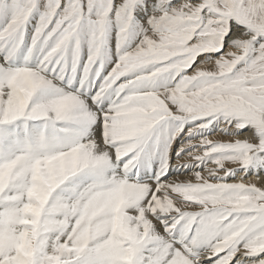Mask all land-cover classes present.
Instances as JSON below:
<instances>
[{"label":"snow or ice","instance_id":"6c2138e0","mask_svg":"<svg viewBox=\"0 0 264 264\" xmlns=\"http://www.w3.org/2000/svg\"><path fill=\"white\" fill-rule=\"evenodd\" d=\"M0 264H264V0H0Z\"/></svg>","mask_w":264,"mask_h":264},{"label":"bare ground","instance_id":"6f19581e","mask_svg":"<svg viewBox=\"0 0 264 264\" xmlns=\"http://www.w3.org/2000/svg\"><path fill=\"white\" fill-rule=\"evenodd\" d=\"M222 138H223V137H221V139H222ZM224 139H225V140H227L228 138H227V137H225Z\"/></svg>","mask_w":264,"mask_h":264},{"label":"rangeland","instance_id":"374dc122","mask_svg":"<svg viewBox=\"0 0 264 264\" xmlns=\"http://www.w3.org/2000/svg\"><path fill=\"white\" fill-rule=\"evenodd\" d=\"M225 137H223L222 139H224Z\"/></svg>","mask_w":264,"mask_h":264}]
</instances>
